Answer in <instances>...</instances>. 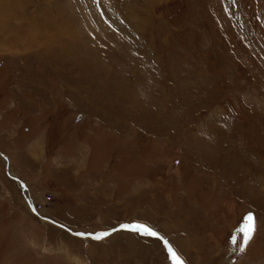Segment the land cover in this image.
<instances>
[{"label": "rangeland", "instance_id": "1", "mask_svg": "<svg viewBox=\"0 0 264 264\" xmlns=\"http://www.w3.org/2000/svg\"><path fill=\"white\" fill-rule=\"evenodd\" d=\"M0 153V264H264V0H0Z\"/></svg>", "mask_w": 264, "mask_h": 264}, {"label": "snow or ice", "instance_id": "2", "mask_svg": "<svg viewBox=\"0 0 264 264\" xmlns=\"http://www.w3.org/2000/svg\"><path fill=\"white\" fill-rule=\"evenodd\" d=\"M246 224H247L246 229L241 230L242 231V244L239 247V251H241V252H243L245 250V247L248 245L249 241L252 238L253 233L255 232L254 218L251 216V214L246 218ZM132 230L139 231L143 235L155 236V233L151 229L147 228V226H145V225H140L137 228L132 229ZM109 234L110 233L94 234V235H91L90 238L95 239V240H100ZM77 235L84 237L86 234L78 233ZM235 242L236 241L234 238L233 243L235 244ZM168 252H169L170 259L173 260V264H183V262L179 260V258L177 257V255L175 254V252L173 251L172 248H168Z\"/></svg>", "mask_w": 264, "mask_h": 264}, {"label": "bare ground", "instance_id": "3", "mask_svg": "<svg viewBox=\"0 0 264 264\" xmlns=\"http://www.w3.org/2000/svg\"><path fill=\"white\" fill-rule=\"evenodd\" d=\"M0 157L3 159V161H4V164H5V166H6V168H7V173L9 174V176L14 180V173H12V171H9L10 170V167L8 166L9 165V159L4 155V154H2V153H0ZM19 184V183H18ZM24 185V184H23ZM23 195H24V198L26 199V201L28 202L29 201V203H30V205L32 204V202H31V200H30V198H29V194H28V191L26 190V187H25V185H24V190H23ZM34 210V209H33ZM35 212V211H34ZM145 226H147V228H149V229H151L154 233H155V235L157 236V234H158V237H160V239L162 238L163 240H165L166 241V245L167 246H169L170 248H171V246L168 244V241L164 238V237H162L156 230H154V229H152L151 227H149L148 225H145ZM138 227V226H137ZM136 227V228H137ZM64 229H66V228H64ZM117 231H123V230H115V231H112V232H110V234H112V233H114V232H117ZM109 234V235H110ZM108 236V235H107ZM106 236V237H107ZM84 238V237H83ZM85 239V238H84ZM90 239H92V238H90ZM174 251V250H173ZM178 257V256H177ZM179 260L180 261H182L180 258H179ZM170 263H173V260L171 259L170 260ZM184 264V263H183Z\"/></svg>", "mask_w": 264, "mask_h": 264}, {"label": "water", "instance_id": "4", "mask_svg": "<svg viewBox=\"0 0 264 264\" xmlns=\"http://www.w3.org/2000/svg\"><path fill=\"white\" fill-rule=\"evenodd\" d=\"M14 180L17 182V183H19L20 184V188H21V190H22V192H23V190H24V185H23V183L19 180V179H17V178H14ZM30 205V204H29ZM140 225H143V224H140V223H134L133 225H130V226H124V225H119V226H117V227H115V228H113L112 230H109V231H106V232H103V233H110V232H112V231H115V230H119V229H135L137 226H140ZM94 234H99V233H92V234H86L84 237H90L91 235H94ZM77 235V234H76ZM157 236H158V234H157ZM79 237H81V236H79ZM160 238V237H159ZM161 240L164 242V244L166 245V241L165 240H163L162 238H161ZM169 247V246H168ZM170 248V247H169Z\"/></svg>", "mask_w": 264, "mask_h": 264}, {"label": "crops", "instance_id": "5", "mask_svg": "<svg viewBox=\"0 0 264 264\" xmlns=\"http://www.w3.org/2000/svg\"><path fill=\"white\" fill-rule=\"evenodd\" d=\"M117 232H119V231H117ZM188 237H191V235H189ZM194 243V242H193ZM194 244H196V243H194ZM255 244L256 243H254V242H251V243H249V245H250V247L248 248V254H249V252H251L253 249H252V247L253 246H255ZM197 245V244H196ZM252 246V247H251ZM179 247V246H178ZM181 249V248H180ZM182 250V249H181Z\"/></svg>", "mask_w": 264, "mask_h": 264}, {"label": "trees", "instance_id": "6", "mask_svg": "<svg viewBox=\"0 0 264 264\" xmlns=\"http://www.w3.org/2000/svg\"><path fill=\"white\" fill-rule=\"evenodd\" d=\"M245 251V250H244Z\"/></svg>", "mask_w": 264, "mask_h": 264}]
</instances>
